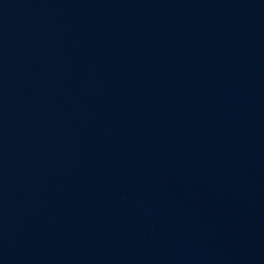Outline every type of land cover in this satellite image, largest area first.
<instances>
[{
  "label": "water",
  "instance_id": "obj_1",
  "mask_svg": "<svg viewBox=\"0 0 264 264\" xmlns=\"http://www.w3.org/2000/svg\"><path fill=\"white\" fill-rule=\"evenodd\" d=\"M0 264H264V0H0Z\"/></svg>",
  "mask_w": 264,
  "mask_h": 264
}]
</instances>
